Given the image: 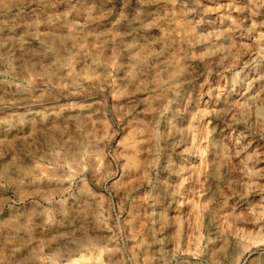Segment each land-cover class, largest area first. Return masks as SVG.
Instances as JSON below:
<instances>
[{
	"label": "rangeland",
	"instance_id": "rangeland-1",
	"mask_svg": "<svg viewBox=\"0 0 264 264\" xmlns=\"http://www.w3.org/2000/svg\"><path fill=\"white\" fill-rule=\"evenodd\" d=\"M0 264H264V0H0Z\"/></svg>",
	"mask_w": 264,
	"mask_h": 264
},
{
	"label": "bare ground",
	"instance_id": "bare-ground-1",
	"mask_svg": "<svg viewBox=\"0 0 264 264\" xmlns=\"http://www.w3.org/2000/svg\"><path fill=\"white\" fill-rule=\"evenodd\" d=\"M6 182H8V181H6Z\"/></svg>",
	"mask_w": 264,
	"mask_h": 264
}]
</instances>
